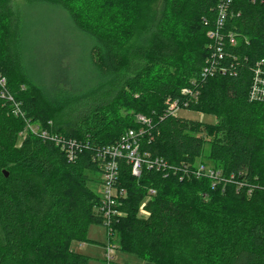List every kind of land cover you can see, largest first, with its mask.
<instances>
[{"label":"trees","instance_id":"16d2710c","mask_svg":"<svg viewBox=\"0 0 264 264\" xmlns=\"http://www.w3.org/2000/svg\"><path fill=\"white\" fill-rule=\"evenodd\" d=\"M219 3L23 0L16 9L0 0V264H87L71 243L102 222L88 183L102 187L100 151L129 129L142 131L140 155L171 170L143 164L133 176L126 157L117 159L115 185L126 197L109 224L116 248L142 264H264V95L250 98L255 69L264 74V5L229 0L219 41L208 36ZM41 19L68 41L45 45L43 61L32 44ZM204 67L212 72L202 77ZM205 143L212 164L199 163L218 176L180 179Z\"/></svg>","mask_w":264,"mask_h":264},{"label":"built area","instance_id":"2783aa9c","mask_svg":"<svg viewBox=\"0 0 264 264\" xmlns=\"http://www.w3.org/2000/svg\"><path fill=\"white\" fill-rule=\"evenodd\" d=\"M220 3L218 4V15L216 20V28L214 27L212 30L208 32V36L210 39H217L221 41L222 37L220 35V28L223 24V19L225 17V11L227 8V4L229 0H219ZM262 4L264 5V0H261ZM207 24V21L205 22ZM227 39L230 45L235 44V37L233 34H227ZM215 58H221L223 56V52L220 46H215L214 51ZM212 61V59H208V62ZM213 62V61H212ZM260 64H262V60L260 61ZM220 68V67H219ZM212 72L211 68L204 67L202 70L201 76L205 77L209 75ZM221 74L223 73V70L221 68L218 70ZM6 86V80L4 77L0 76V95L4 96L6 95V91L4 90V87ZM183 94L187 93V90L184 89L182 91ZM264 95V74L262 73L261 68H257L254 71V79H253V85L250 88V98H261ZM7 98L11 99L10 94L6 96ZM176 101L171 103L169 106V109H172V112H175L176 107ZM186 106V103L183 104ZM19 111V105L18 103L14 102L13 112L18 115ZM137 122H140L142 125H150V119L142 116L137 115L136 116ZM28 128L31 130L34 128L33 125L27 124ZM142 133L141 130L134 131L132 129L127 130L124 133V136L120 138V140L117 141V143L103 147L100 151L101 159L104 160V163L102 164V174H103V185L101 187V193H100V200L98 203L97 212L98 215L101 218L102 225L106 227L107 234L110 236L113 232H111V228H109L110 219L111 217L117 213L116 206L120 203V199L126 197L125 189L122 187H117L115 185V180L117 177V159L120 157L125 156L128 162L131 165V174L133 176H138L140 173L141 166L147 165V167H151V165H154L156 169L163 168L168 170H171L170 167L166 165L162 160L160 159H153V160H147L148 154L140 155L138 152V146H137V137ZM72 143V142H71ZM74 145V143H72ZM76 146V144L74 145ZM70 156L74 157V151L70 147V150L68 151ZM208 176L210 178H216L218 176V171L214 168L207 167L203 163H198L194 166V168H189L187 170V167L183 169V171L180 174V179L187 178V177H194V178H201L202 176ZM153 193V191H151ZM142 211V210H141ZM143 212V211H142ZM108 226V228H107ZM111 241V240H110ZM107 256H106V263L110 264V257L108 254V251H111L114 249L112 242H109L107 245Z\"/></svg>","mask_w":264,"mask_h":264},{"label":"rangeland","instance_id":"374dc122","mask_svg":"<svg viewBox=\"0 0 264 264\" xmlns=\"http://www.w3.org/2000/svg\"><path fill=\"white\" fill-rule=\"evenodd\" d=\"M13 4H14L16 9L25 8L23 5V0H13ZM28 10L29 9H26V10L23 9V10L18 11V12H24L25 11V13L30 14V12ZM42 20H44L45 22ZM34 23H35L36 28L33 31V34L36 37L35 38H34V36L32 37V39L35 41V42H32V44L35 43V45L39 46L38 47L39 51L37 52V56L40 58L39 59L40 61H43L47 58L46 56H41V50H42V48H44L45 45L55 47L57 45L59 39L62 38V40H65L64 42L68 46V41L66 40V38L63 35H60L58 37V39L53 38L51 31H57V29L55 27L50 29V24L47 20L41 19V20H38ZM71 52H72L71 54H74V56H70V57H72L70 59L71 60L70 63H71V66L73 67L75 64H77L79 59H78L77 54L74 50H71ZM78 56H81V55H78ZM34 58H35L36 62H38L36 56H34ZM45 66H46V64H45ZM45 66H44V68H45ZM88 87L89 86L86 85L83 88V90H85L83 93H86L88 91L87 90ZM82 96L83 95H81V94L76 95V97H79V98H82ZM176 113L180 117L200 120V121H204V122H213L215 120V118L211 115L201 114L199 112L191 111L188 109H178V111ZM30 125H33V124L30 123ZM208 151H209L208 144L205 143L204 149H203V156L198 158L196 160V163L204 162L207 165H211L212 163L207 158ZM178 177L180 178V175ZM93 178H94V175H93ZM99 178H100V175H99ZM88 185L94 192H96L98 195H100L101 183L94 180V181L89 182ZM144 214L146 215V213H143V212L141 213V215H144ZM101 223L100 224H91L88 227V230L86 232L87 241H85L83 243L75 241V242L71 243V246H72L71 249L73 251H75L76 253L86 255L88 258L87 264H107L106 263V256H107V249L106 248H107V245L109 243L108 238H110V240H112V244L114 247V249H112L111 251H108L110 261H111L110 264H142L141 259H139L135 255L122 252L118 248H116L117 242L115 243V241H116L115 232L112 230L111 232H113V233L110 236H108L106 227L104 225H102L103 223L102 224Z\"/></svg>","mask_w":264,"mask_h":264},{"label":"water","instance_id":"95a60500","mask_svg":"<svg viewBox=\"0 0 264 264\" xmlns=\"http://www.w3.org/2000/svg\"><path fill=\"white\" fill-rule=\"evenodd\" d=\"M4 174H5V176L7 175V173H5V172H4Z\"/></svg>","mask_w":264,"mask_h":264}]
</instances>
